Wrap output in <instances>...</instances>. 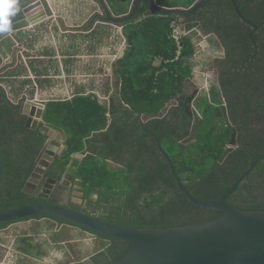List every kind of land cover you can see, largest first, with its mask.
Here are the masks:
<instances>
[{"label":"trees","instance_id":"obj_1","mask_svg":"<svg viewBox=\"0 0 264 264\" xmlns=\"http://www.w3.org/2000/svg\"><path fill=\"white\" fill-rule=\"evenodd\" d=\"M130 1L126 0L124 7L116 10L117 14L126 12ZM194 1L158 0V3L188 7ZM141 2L137 12L143 16L121 24L126 48L115 66L120 100L116 103L112 99L106 106L95 95L76 94L69 101L46 104L45 120L63 127L68 134L66 159L59 163V178L70 155L82 152L83 158L72 162L74 177L79 179L76 182L82 199L93 206V211L82 209V212L137 227L208 221L220 211L195 205L182 192H176L177 185L167 162L152 138L142 134L136 119L159 115L146 128L158 136L178 175L200 199L218 197L253 159L264 156V0L237 2L240 13L249 22L238 16L230 0L208 1L184 18L185 29L191 31L181 35L178 55L171 24L179 17L158 15L149 11L147 0ZM199 31L212 35L225 50L224 57L214 59L221 79L218 83L214 81L207 93L200 92L191 81L190 57L194 53L191 40ZM157 59L158 63L153 64ZM172 100L175 102L167 108L166 104ZM124 104L132 113L125 109L120 117ZM106 111L112 120L105 127ZM9 112L0 88V153L4 163L0 211L29 202L12 195L8 184L18 185L12 182L15 180L12 175L18 173L17 163L27 148L35 145L33 157L16 177L31 171L34 155L42 145L37 138L19 139L18 128L11 124ZM90 128L104 129L90 132ZM82 137H85L84 143ZM86 142L101 144L100 153L91 146L85 154ZM107 159L117 167H111ZM92 194L97 195L96 199ZM228 201L240 208L264 209V160L256 163ZM70 206L79 210L76 203ZM39 217H49L92 234L103 246L90 257L94 264L116 260L128 248L124 241L69 220L53 215L33 218ZM8 223L0 224V228Z\"/></svg>","mask_w":264,"mask_h":264},{"label":"crops","instance_id":"obj_2","mask_svg":"<svg viewBox=\"0 0 264 264\" xmlns=\"http://www.w3.org/2000/svg\"><path fill=\"white\" fill-rule=\"evenodd\" d=\"M47 1L52 10V15L44 16L41 19L43 22L38 24L40 20L34 23L33 21H29L30 24L27 27L20 29L23 20H17L18 17L15 16L12 18L11 31L0 33V88L5 94L6 99L10 102L17 103L21 97H25L23 99L24 103L28 99L43 105L41 117L37 122L41 124V128H43L42 132H44V129H47L49 135H57L61 147H63L59 159L64 160L66 159L65 151L68 146V134L63 127L58 128L56 125L53 126L52 123L45 120L47 102L69 101L76 94H91L95 95L97 101L102 105L108 106L109 101L112 99L117 103L120 100V86L119 84L117 85L115 66L116 60L122 56L126 48V42L122 31V23L111 24L105 21L104 12L99 0ZM156 1L158 2V0ZM106 4L113 14H117L116 10L123 8L125 5L121 4L119 0H106ZM140 5H142L141 0L138 1L137 8ZM135 14L136 16L133 19L143 16L137 12V9ZM28 18L27 15L25 19L27 20ZM183 20L179 17L178 20L171 24L173 38L177 44V55L181 49V35L191 31L185 29ZM197 37H201V40L196 43ZM204 37H209V41L214 39L212 35H204L199 31L192 36L191 40L194 46V53L190 57V62L193 64L191 81L195 82L197 88L200 84L199 91H202L207 86V79H204L201 73L199 75L196 74L198 72L194 69L196 66L194 58H196L195 55L197 53H200L199 49L203 46V42H205ZM209 41H206L208 46ZM115 42L118 44L117 47ZM217 43H219L218 40ZM220 46L221 44L219 43L218 47ZM220 52L223 54L222 50ZM220 56L219 58H221ZM214 59H212L211 64L215 67ZM158 61V59L154 60L153 64L156 65ZM104 78L110 79L104 88H102L100 83ZM204 80L206 85L202 87L201 83ZM11 91H14L13 95L10 93ZM172 101L173 103L175 102L174 100ZM172 101L169 102L170 106L173 104L171 103ZM124 107L121 109L122 113L119 114L120 117L123 116V112L128 108L126 104H124ZM105 113L107 117L106 127L111 122L112 117L108 111ZM102 129L96 130L95 128H90V132ZM82 138L84 143L85 137ZM95 145L86 142L84 146L85 152H83L85 154L88 153V149L93 146L96 152L100 153L101 144L95 143ZM83 156L82 152L72 153L64 172H62V176H70L72 188H74V191L78 195H82V192L79 191L80 185L76 182L79 179L74 177L72 162L81 160ZM107 162L111 167H117L115 162L108 159ZM92 196H95L94 199L97 197L95 194H92ZM39 218L31 217L14 222H17L15 224L34 222L36 227H40L42 224H46L49 219L55 221L49 217ZM53 224L57 228L56 234L59 235L62 231L66 236L71 235L70 239H75L74 243L80 240L83 241L82 239L85 238L84 242L89 246L92 241H95V237L92 234L78 227L66 225L65 229L62 230L65 224H59L57 221ZM7 230L6 226L0 228V232H2L0 233V237L6 240L0 243V248L5 252V256L0 260V264H63L57 240L54 243H49L50 246H54L51 248V252L47 251V245L43 239L36 236L30 238L31 242L36 239V244H38L33 247L34 250H21L14 248L13 243L9 242V236L6 235ZM96 251L97 249H93L90 254L84 255L83 259H88L89 261ZM51 253H53V256ZM8 260L12 261L7 262ZM71 262V264H75L73 260Z\"/></svg>","mask_w":264,"mask_h":264},{"label":"water","instance_id":"obj_3","mask_svg":"<svg viewBox=\"0 0 264 264\" xmlns=\"http://www.w3.org/2000/svg\"><path fill=\"white\" fill-rule=\"evenodd\" d=\"M138 1L131 0L126 12L113 14L107 6L106 0H99L104 12V20L111 24L124 23L135 18ZM208 1L210 0H195L188 7H167L160 5L156 0H147V4L149 10L158 15H171L184 19L195 13ZM230 1L238 16L243 21L249 22L240 13L237 2L250 0ZM36 4L42 6L40 12L33 9V5L23 9L25 16L29 10H31V14H27L29 17L27 20L23 19L20 29L27 27L30 24L29 21L34 23L43 19L44 16L52 15L47 0H37ZM39 13H41L40 17ZM42 108V104L27 99L22 105V112L29 119L37 121L41 117ZM127 109L131 114V110ZM159 118V115H156L148 118L140 117L136 120L142 134L152 138L158 152L167 162L177 185L176 192H182L195 205L220 211L216 218L200 223L168 227H137L132 224L109 222L73 209L61 202L39 201L28 202L0 211V223L18 221L37 215H53L96 233L126 242L128 245L126 252L107 264H264V209L240 208L228 201L229 196L243 179L249 176L256 163L259 160H264V156L253 159L248 168L218 197L200 199L188 190L158 136L146 128L149 121ZM47 136L49 139L42 147V150L45 149V152L42 153L43 157L46 156L47 160H40L38 166L35 167V173L30 176V180L35 179L36 183L43 181L45 184L46 180L43 179V176L48 177L50 161L55 154L61 152V149L58 150L61 144L57 135L47 134ZM3 167V158L0 153V188ZM48 180L56 182L55 179Z\"/></svg>","mask_w":264,"mask_h":264},{"label":"flooded vegetation","instance_id":"obj_4","mask_svg":"<svg viewBox=\"0 0 264 264\" xmlns=\"http://www.w3.org/2000/svg\"><path fill=\"white\" fill-rule=\"evenodd\" d=\"M17 2H18V7H19V11L16 15V17H18L17 20L25 19V17L27 16L28 13L31 12V10L27 11L26 16H25V14L23 13V9L24 10L27 9V7H29L30 5H33V9H36V11L40 12V10L42 9L41 8L42 6L40 4H36L37 0H17ZM40 14L41 13L38 14L39 17L41 16ZM41 22H43V20H40L38 24H40ZM222 52H223V54L220 56L221 58L224 57V54H225V50L223 47H222ZM211 66L213 67V69L216 71V74H217L215 83H218L221 79V74L218 73L219 70L217 68H215L212 64H211ZM23 99H25V97H21L17 103H13V102L8 101L6 99V96H5V100L7 101L8 105H9V109H10V112H9L10 122H11V124H15L16 127L18 128V135L20 137L19 139H21L23 137L24 138L29 137V138L35 140V138H37L41 141L42 145L40 146L39 150L34 155L33 167L31 169V171H29L28 173H23L19 177H16V176L21 174L20 168L24 167L25 164H27V162H29L30 159L33 157V154H34L33 149H34L35 145H33V147H31V145H30L27 148V152H25L20 157V162L17 163V166L20 167L19 171L17 174L12 175V177L15 180L19 181V182H16L15 180H13L12 182L16 183L18 185L12 187V186H10V184L7 183L9 186V189L12 190V195H18V196L22 197L23 199L29 200V202L57 201V202H61L64 205H67L71 208H72V206H70V204L76 203L78 206H75V207H78L79 211H81L83 208L81 205H79L78 201H81L84 203H85V201L83 199H81V195L74 193L75 191H74V188H72L70 176H67V175L62 176L61 175V178H59L60 171H61V166L59 165V163L63 162L65 160V159L64 160L59 159L61 152L63 151V147L58 148V150L61 149V152L59 154L58 153L55 154L52 157V160L50 161L51 167H49L50 170L48 172V177L45 178V176H43V179L46 180L45 184H43V181L36 183L35 179L30 180V176H32V174L35 173L34 172L35 167L38 166L39 161L40 160L41 161L47 160L46 156L43 157L42 153L45 152V149L42 150V147L45 144V142L49 139V136H47V134H49V133H47L48 132L47 129H44V132H42L41 130L43 128H41V124L39 122L35 121L34 119H29L26 115L23 114V112H22V105L24 104ZM15 125H13L14 128H15ZM22 130H24V131L22 132ZM58 137H59V134H58ZM25 144L26 143H23L21 145H25ZM48 179H55L56 182H52ZM2 187H3V183H2V177H1L0 191L2 190ZM72 195L75 196V199H73ZM65 198L67 199L66 203L63 202ZM74 200H77V201H74ZM47 221L51 224H53L55 222V221H52L50 219ZM13 222H11V223H13ZM11 223L9 222L7 225H9ZM0 224H2V223H0ZM89 264H94V262L90 261Z\"/></svg>","mask_w":264,"mask_h":264},{"label":"rangeland","instance_id":"obj_5","mask_svg":"<svg viewBox=\"0 0 264 264\" xmlns=\"http://www.w3.org/2000/svg\"><path fill=\"white\" fill-rule=\"evenodd\" d=\"M87 1V0H85ZM121 4H124L126 0H119ZM91 8V7H90ZM205 38V37H204ZM117 39V37H116ZM196 43L201 40V37H197ZM209 41V37L205 38V42H203V46L200 47L199 52L195 55L196 58H194V62L196 63L195 66V71L198 72L196 73L199 75L200 73L203 75L204 79H207V86L203 89L204 92H209L212 84L216 80V71L213 69L211 66V61L213 58H219V55H222L220 50H222L221 46H219V43H217V40L214 38L212 41H209V46L207 45V42ZM200 43V42H199ZM198 43V46H199ZM115 45L117 47V42H115ZM214 48V49H210ZM214 55V56H212ZM102 73V72H100ZM105 73V72H104ZM107 74V73H105ZM201 78V77H200ZM110 79V78H109ZM109 79L104 78V80L101 81L100 86L104 88L105 84ZM113 80V79H112ZM204 87L205 80L201 83ZM200 85V84H199ZM198 85V89L200 88ZM201 92V91H200ZM12 95L14 94V91L10 92ZM173 103V101L171 102ZM170 106V103L167 104L166 107ZM77 194V192H74ZM74 194V195H75ZM73 196V195H72ZM94 199L95 196H92ZM73 199H75V196H73ZM77 201V200H74ZM64 203L67 202V199L65 198ZM79 205L82 206L83 209H86L88 211H93V206H89L88 204H85L84 202L78 201ZM14 222L7 225L6 228L8 230L6 231V235L9 236V242L13 243V247L17 249H24V250H34V246L38 245L36 244V239L30 240V238H34L35 236L38 238H42L45 244L47 245V251L51 252V248L54 247L53 245L50 246L49 243H54L55 240H57V246L59 248V252L62 254V259H63V264H71L72 260L76 262H85L87 264L90 263L91 260L88 261V259L84 260L83 256L88 255L92 252L93 249H97L96 252L101 251L103 249V246L101 245L99 240L95 238V241H92V243H88V245L85 244V238L82 239L83 241H77L74 243V240H71L70 238L72 237L71 235H67L61 231V233L58 235L56 234V229L54 227V224H51L47 222L46 224H42V226H37L34 224V222H26V223H18ZM66 225H63L62 230H64ZM36 232V233H35ZM2 233V232H0ZM61 240V241H60ZM6 240L3 237H0V243L5 242ZM62 243V244H61ZM97 246V247H96ZM43 247V246H42ZM93 248V249H92ZM95 252V253H96ZM49 254V253H48ZM53 256V253H51ZM5 256V252L3 249L0 248V260L1 258ZM12 260H8L7 262H11Z\"/></svg>","mask_w":264,"mask_h":264},{"label":"clouds","instance_id":"obj_6","mask_svg":"<svg viewBox=\"0 0 264 264\" xmlns=\"http://www.w3.org/2000/svg\"><path fill=\"white\" fill-rule=\"evenodd\" d=\"M19 11L17 0H0V33L11 31L12 18Z\"/></svg>","mask_w":264,"mask_h":264}]
</instances>
